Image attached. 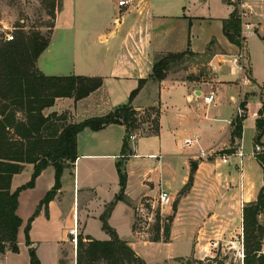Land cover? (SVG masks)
Listing matches in <instances>:
<instances>
[{"label": "crops", "instance_id": "1", "mask_svg": "<svg viewBox=\"0 0 264 264\" xmlns=\"http://www.w3.org/2000/svg\"><path fill=\"white\" fill-rule=\"evenodd\" d=\"M118 1L62 0L49 45L39 56L37 67L48 76L101 77L103 84L79 100L58 97L44 112L64 114L67 122L105 115L128 103L139 81L147 79L133 106L138 110L159 107V133L137 132L136 139H129L133 153L126 161V194L131 204L119 201L109 223L143 257L133 230V204L166 190L172 199V204L163 208L164 214L173 217L170 239L142 241L167 248L171 264L209 254L216 248L213 241L217 247L238 245L243 235V207L257 200L264 185L263 167L253 154L255 145L248 144H256V120L262 107L253 92L264 86V0H246L248 20L257 29L248 34L242 47L223 31V20L234 9L226 0H135L128 7H120ZM187 50L211 52L207 62L210 79L172 71L163 80L152 79L156 55ZM210 80L216 85V98L206 104L203 96L212 91ZM247 93L252 95L244 111L242 138H238L233 121ZM126 136L124 124L100 130L86 127L78 133L77 159L64 169L62 186L48 210L43 206L32 221L31 245L26 242L25 227L53 187L55 168L46 167L34 187L20 192L19 252L8 247L0 255V264H31V247L41 264H60L61 259L75 264L76 244L70 233L74 226L83 236L110 238L102 228L101 215L120 191L117 162ZM186 138L192 143L184 146ZM259 144L264 147V135ZM237 146L243 156L223 162L222 154H232ZM192 164L195 171L190 182ZM33 171L34 164L25 163L23 170L13 175L11 190L28 182ZM57 214L66 223L61 232L51 229ZM94 222L101 234L92 231ZM125 228L129 234L123 233ZM50 248L53 258L49 261L46 252ZM181 251L184 254L176 253Z\"/></svg>", "mask_w": 264, "mask_h": 264}, {"label": "trees", "instance_id": "2", "mask_svg": "<svg viewBox=\"0 0 264 264\" xmlns=\"http://www.w3.org/2000/svg\"><path fill=\"white\" fill-rule=\"evenodd\" d=\"M226 1L233 5L234 9L230 17L223 20V31L232 43L242 47L237 0ZM54 7L53 16L55 15ZM49 42L50 37L46 38L40 32L27 34L21 31L15 40H8L0 45V255L5 253L8 247L13 252H19L17 234L22 219L17 215V208L20 192L34 187L37 177L46 167L52 165L55 168L53 187L40 201L25 227L26 242L31 245L29 231L32 221L43 206L48 210L50 201L55 198L62 186L61 178L64 169L77 159L78 133L86 127L100 130L110 124H124L127 128V136L123 144L122 157L117 162L120 191L107 204L101 215L102 228L110 238L102 240L79 234L76 244V264H147L129 242L119 237L115 228L109 223L110 214L119 201L131 204L126 194L128 177L126 161L132 154V151L128 149L129 136L132 130L137 128L138 116L142 111H146V109L135 108L133 100L147 79L139 81L138 87L131 92L128 103L105 115L89 117L80 122H67L64 114L56 112L45 115L44 110L52 106L58 97H73L79 100L103 84L101 77L48 76L42 73L37 67V60ZM186 55L198 56L200 53L187 50L156 55L152 79L163 80L172 67L180 63ZM247 103V98L240 103L244 111L247 109ZM147 110L153 112L155 116L153 120L150 117L145 120L151 123L146 134L156 135L159 133L160 109L157 106H151ZM19 113L22 114L21 117ZM245 117L244 112L233 121L234 136L238 138H242ZM256 126L255 143L258 144L264 135V100ZM256 158L261 163L264 174V152L256 154ZM25 163L34 164L31 179L12 191V177L23 170ZM194 171L195 166L192 164L190 182L193 180ZM261 215H264V185L257 200L243 207V243L246 256L244 264H264L262 252L264 228L260 223ZM157 218H160V214ZM167 220L163 235L158 222L157 233L149 239L150 241L170 239L173 217L168 216ZM30 258L31 264H41L33 247L30 248ZM60 264H66V261L61 259Z\"/></svg>", "mask_w": 264, "mask_h": 264}, {"label": "rangeland", "instance_id": "3", "mask_svg": "<svg viewBox=\"0 0 264 264\" xmlns=\"http://www.w3.org/2000/svg\"><path fill=\"white\" fill-rule=\"evenodd\" d=\"M61 5L62 0H0V45L8 41V35H14L15 37L12 40H15L17 35L21 31L27 34L40 32L46 38H49L54 27L53 25H55L58 11L61 9ZM53 7L55 8L54 16ZM210 56L211 52L202 53L198 56L186 55L180 61V63L172 67L170 71H172V73L179 72L178 74L183 75L184 77L186 75H190L191 77L196 76L200 79L202 75H206L208 79H210L212 77V73L209 70V66L207 65ZM196 69L197 71H195ZM212 85H210L212 87V91L215 92L214 89H216V85H214V83ZM253 93L257 95V98L262 103L264 100V86H260L259 89H257ZM251 95L252 94L247 93L243 97L242 101L246 98L248 101ZM149 108L150 107H145L144 109H146V111H142L141 115L138 116V122L136 123L137 128H134L132 130V133H147L149 127L151 126V123L150 121L145 120L148 119V117L153 120L155 116L153 112L147 110ZM19 116L21 117L22 114L19 113ZM248 144L249 146L255 145L253 142H249ZM128 149L131 150V148ZM133 205L136 208V220L133 228L135 226L134 233L136 235V238L138 239V251L143 255V258L151 264H171L172 261L168 260L170 255L169 253L171 252L168 251L167 248L159 247L158 245H152V243L150 242L142 241L149 240L157 233L156 228L158 222L161 226V234L163 235L164 226L168 223V215L163 213V208L159 201V195L154 198L144 197L139 202ZM158 214H160V218H157ZM66 220L68 221L67 217ZM64 222L65 221L63 220V218H61L60 214L55 215L51 221V229L54 232H61L64 225H66V223L64 224ZM260 223L264 228V215L262 219H260ZM91 225V229L94 233L101 234L99 231L100 228L95 222ZM127 232L128 230L126 229L123 233L129 234ZM72 238L73 235L71 237V241L73 242ZM229 246L234 247L229 248ZM75 247L76 245H74V249ZM176 253L184 254L183 251ZM240 253V246L230 243L228 246L221 245L216 247L212 250V252H210L209 254H203L199 259H196L194 257H191L189 259L182 258L179 259V262H181L182 264H242ZM52 256L53 250L50 248L46 252V257L50 261L53 258Z\"/></svg>", "mask_w": 264, "mask_h": 264}, {"label": "built area", "instance_id": "4", "mask_svg": "<svg viewBox=\"0 0 264 264\" xmlns=\"http://www.w3.org/2000/svg\"><path fill=\"white\" fill-rule=\"evenodd\" d=\"M135 0H119L118 4L120 7H128L129 5H131ZM237 8L239 10L238 14H239V18L241 20V38H242V42L244 43L248 34H252L256 32V25L251 22L250 20H248L249 14L250 12L247 10L246 7V0H237ZM14 38V35H8V40H12ZM240 57H242V55H240ZM237 61V58H236ZM215 92L214 91H210L208 94H205L203 96V100L206 104H212L213 102H215ZM239 115L244 114V110L243 109H239ZM137 133H132L129 136L130 140H134L137 137ZM192 143V139L190 138H186L183 142V145H190ZM264 152V147L261 144H255L254 146V152L253 154L256 156V154L258 153H263ZM231 156L235 157V156H243V152L240 148V146H237L236 150L230 154V155H226V154H222V160L223 162H231ZM159 201L160 204L162 206V208H164L167 205H171L172 204V199H171V195L168 191L166 190H162L159 194ZM70 233L73 235V242L75 244H77V238L79 235V231H78V227L74 226L73 228H71ZM244 237L243 235H241V238L238 240V246H240L241 248V253H240V257L242 259V264L244 263V258H245V250H244ZM217 242H212V247H217Z\"/></svg>", "mask_w": 264, "mask_h": 264}, {"label": "water", "instance_id": "5", "mask_svg": "<svg viewBox=\"0 0 264 264\" xmlns=\"http://www.w3.org/2000/svg\"><path fill=\"white\" fill-rule=\"evenodd\" d=\"M198 94H200V91H197Z\"/></svg>", "mask_w": 264, "mask_h": 264}]
</instances>
